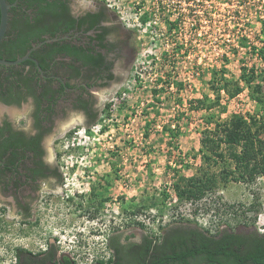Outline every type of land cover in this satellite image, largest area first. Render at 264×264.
Returning a JSON list of instances; mask_svg holds the SVG:
<instances>
[{"label":"rangeland","instance_id":"1","mask_svg":"<svg viewBox=\"0 0 264 264\" xmlns=\"http://www.w3.org/2000/svg\"><path fill=\"white\" fill-rule=\"evenodd\" d=\"M104 1L135 29L136 61L117 98L105 96L110 107L97 122L75 118L51 141L64 181L37 215L23 222L0 216V264H11L19 248L37 250L54 239L78 264H105L110 238L125 245L160 238L183 221L213 235L227 227L264 233L262 156L251 180L220 184L198 200H183L174 188L202 166L217 174L234 169L226 145L206 159L205 131L234 116L264 115V90L252 94L243 81L244 67L264 75V0ZM235 82L244 90L230 98L221 87ZM255 141L247 138L236 154L255 155Z\"/></svg>","mask_w":264,"mask_h":264},{"label":"flooded vegetation","instance_id":"2","mask_svg":"<svg viewBox=\"0 0 264 264\" xmlns=\"http://www.w3.org/2000/svg\"><path fill=\"white\" fill-rule=\"evenodd\" d=\"M7 3L9 12L16 8L9 13L7 31L21 35L24 28L23 38H39L31 49L43 44L30 56L45 62L44 67L34 63L39 75L31 64L21 67L36 76L34 89L21 87L0 97V216L13 213L23 222L37 215L42 201L64 181L59 163L50 156L51 141L75 118L90 126L102 117L110 107L103 105L105 96L114 92L117 98L122 91L140 42L135 29L104 0ZM116 238H110V245ZM56 242L37 250L19 248L11 264H78ZM111 253L105 264L115 260Z\"/></svg>","mask_w":264,"mask_h":264},{"label":"trees","instance_id":"3","mask_svg":"<svg viewBox=\"0 0 264 264\" xmlns=\"http://www.w3.org/2000/svg\"><path fill=\"white\" fill-rule=\"evenodd\" d=\"M23 29L21 35L14 34L13 30L7 31L0 46V58L9 61L22 58L31 49L32 43L39 40L23 38L22 36L27 33ZM262 59L264 60V57ZM39 63L43 66L45 62L39 60ZM25 64H31L39 75L40 71L32 61H26L20 66L0 65V97L4 98L7 91L21 87L34 89L36 76L31 77L24 73L21 67ZM243 70L246 87L252 94L262 93L264 75H258L254 67L251 69L244 67ZM256 79L260 81L255 84ZM221 88L230 98L238 96L244 90L240 82H235L234 89H227L225 85ZM261 134H264V115L259 114L248 117L234 116L232 120L217 123L214 129L205 131L202 152L206 159L210 158L207 152L216 153L222 145H226L230 148L228 151L230 156L237 160L236 165L234 169L223 167L218 174L215 171L210 172L209 167L202 166L196 177L181 178L174 183L178 197L194 201L220 184L251 180L254 177L253 167L256 166L254 160L259 156L264 158V138L260 136ZM250 137L256 140V154L251 156L245 149L237 155L236 149L245 146L246 139ZM232 165L233 163H229L227 166L233 167ZM217 175L221 176V180H218ZM110 249L115 260L109 264H264V233L255 228L233 230L227 227L213 235L198 223L183 221L166 228L160 238L145 235L140 242L128 245L121 244L119 238H116L115 242H111Z\"/></svg>","mask_w":264,"mask_h":264},{"label":"water","instance_id":"4","mask_svg":"<svg viewBox=\"0 0 264 264\" xmlns=\"http://www.w3.org/2000/svg\"><path fill=\"white\" fill-rule=\"evenodd\" d=\"M11 5H9L7 3L6 0H0V11H1V20H0V46L6 36V33H7V30H8V23H9V9H10ZM48 42V41H46ZM43 43L39 44V45H36L34 46L30 51L29 53L22 57V58H19L15 61H9V60H6V59H2L0 58V65L2 66H17V65H20L28 60L30 61H33L36 65L39 66V63L37 60L33 59L30 54L40 48L42 46ZM41 70V69H40Z\"/></svg>","mask_w":264,"mask_h":264},{"label":"built area","instance_id":"5","mask_svg":"<svg viewBox=\"0 0 264 264\" xmlns=\"http://www.w3.org/2000/svg\"><path fill=\"white\" fill-rule=\"evenodd\" d=\"M164 1L161 0V3H163Z\"/></svg>","mask_w":264,"mask_h":264}]
</instances>
